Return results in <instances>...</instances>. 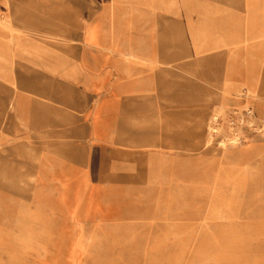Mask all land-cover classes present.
Masks as SVG:
<instances>
[{
	"label": "rangeland",
	"instance_id": "1",
	"mask_svg": "<svg viewBox=\"0 0 264 264\" xmlns=\"http://www.w3.org/2000/svg\"><path fill=\"white\" fill-rule=\"evenodd\" d=\"M0 264H264V0H0Z\"/></svg>",
	"mask_w": 264,
	"mask_h": 264
},
{
	"label": "crops",
	"instance_id": "2",
	"mask_svg": "<svg viewBox=\"0 0 264 264\" xmlns=\"http://www.w3.org/2000/svg\"><path fill=\"white\" fill-rule=\"evenodd\" d=\"M122 115H125V110H123V112H121Z\"/></svg>",
	"mask_w": 264,
	"mask_h": 264
}]
</instances>
